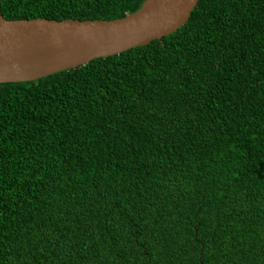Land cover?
Masks as SVG:
<instances>
[{"label": "trees", "instance_id": "trees-1", "mask_svg": "<svg viewBox=\"0 0 264 264\" xmlns=\"http://www.w3.org/2000/svg\"><path fill=\"white\" fill-rule=\"evenodd\" d=\"M145 0H1L6 19H119ZM0 264H264V0L0 84Z\"/></svg>", "mask_w": 264, "mask_h": 264}, {"label": "water", "instance_id": "water-1", "mask_svg": "<svg viewBox=\"0 0 264 264\" xmlns=\"http://www.w3.org/2000/svg\"><path fill=\"white\" fill-rule=\"evenodd\" d=\"M199 0H145L123 18L6 19L0 0V84L32 82L174 33Z\"/></svg>", "mask_w": 264, "mask_h": 264}]
</instances>
